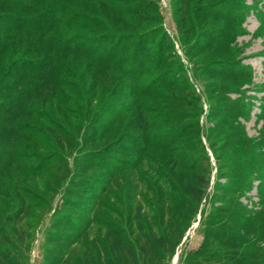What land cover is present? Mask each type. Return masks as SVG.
I'll use <instances>...</instances> for the list:
<instances>
[{"label":"rangeland","instance_id":"374dc122","mask_svg":"<svg viewBox=\"0 0 264 264\" xmlns=\"http://www.w3.org/2000/svg\"><path fill=\"white\" fill-rule=\"evenodd\" d=\"M104 1L65 4L85 50L43 64L48 78L19 67L57 34L12 22L53 2H0V264H75L108 225L132 240L155 216L142 226L160 246L163 209L184 231L162 255L191 264L217 208L209 256L264 264V0ZM195 174L208 188L186 220Z\"/></svg>","mask_w":264,"mask_h":264},{"label":"trees","instance_id":"16d2710c","mask_svg":"<svg viewBox=\"0 0 264 264\" xmlns=\"http://www.w3.org/2000/svg\"><path fill=\"white\" fill-rule=\"evenodd\" d=\"M2 1L3 0H0V2ZM51 1L53 3L47 7L48 11H46V9H41V11L37 15L24 16L25 18L17 19L12 22L14 25L13 29L21 27L32 28L34 30H37L32 32L39 34H57L56 38H50L47 40L45 39V41H43V43L39 45L43 49L37 48L39 51H36L35 49L26 50L25 52L29 54L32 58L23 59L19 67L22 71H24L25 68L26 71L34 70L36 71L35 73H38L46 78H48L50 75L45 71V69L48 68L44 66L46 62H48V66H50L54 61L56 62L62 59L68 52L80 53L85 50L80 47L79 43H75L74 37L69 31V28L73 26L74 23L85 17H83L82 14L77 15V17L73 15H67L66 11L63 9L64 6L68 5L70 2L78 0ZM100 2H102L103 5H107L104 0H100ZM91 20L85 22L84 26H92L94 22H92ZM27 21L31 22L32 24L36 23L38 27L33 28L26 26ZM57 75L58 74H55L54 76ZM32 92L33 89H31V93ZM182 185L183 190L187 193V195L180 199V204L184 205L187 210L184 213L185 219L187 220L191 214H194L202 198L206 196V189L208 188V179L204 178L202 175L195 174L190 179L183 180ZM164 205H168L167 202H164ZM163 210L164 215H162V218L164 222H162L163 225L161 229L158 228V230L166 234L167 229L172 227L174 229L175 234L169 236L167 234L166 236L164 235L160 246L155 245L152 239L149 238L152 235L151 231L155 228V226L153 224H149V228L146 227L148 231L147 229H145V226H142L143 223H146L147 221L150 223L154 219V222L157 216L149 219L144 218L143 223L136 222L133 228L137 233V236L134 237V239L132 240L127 239L128 237L124 233L123 228H115L112 225H108L106 227L108 231V237L107 240H105L106 244H103L100 239L94 236L91 239L90 245L83 249L82 255L76 258L77 262L75 264H168L169 257L163 256L161 249H163L162 247L165 246L167 247V250H170L174 246H176L177 243L180 241V237L183 234L184 228L173 225V222L170 220V218H166L165 209ZM221 211L224 212L226 211V209L217 208L216 210L211 211L209 213L208 218H210L211 221L204 223V228L207 233L204 234L202 244L195 251L190 252L188 257L195 260V263L193 262L194 264H254L252 256H255V253L241 248L239 252L235 249V247L232 248V251L225 253L227 254V256L225 258H220V260L213 259L209 256L210 247L214 243V240L211 239V237H209L208 235L209 231H217L221 227H223V225L228 226V223H226L225 221L223 222V220L218 217L219 212ZM231 217L237 220H240L241 218L240 216L239 218L236 217V215L234 214H232ZM242 224L246 223H241V225ZM113 236L114 240L113 242H110ZM139 239L146 240V243L143 245L138 244ZM221 239L222 238L220 237L219 240ZM219 240L218 238L216 239V241ZM76 241H74L73 243H76ZM107 241H109V243ZM144 249L149 250L150 252H156L157 256L152 257L150 253L148 255L142 256L136 255L138 251H144ZM0 253H2L1 248ZM5 257V255H2L3 259ZM227 257H229L230 261H226ZM259 262H261V260L257 258L256 251V264H259ZM63 264H65V262Z\"/></svg>","mask_w":264,"mask_h":264}]
</instances>
